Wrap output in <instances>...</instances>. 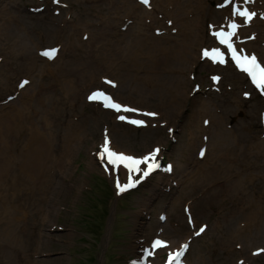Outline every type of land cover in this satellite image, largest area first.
<instances>
[{"label":"rangeland","instance_id":"rangeland-1","mask_svg":"<svg viewBox=\"0 0 264 264\" xmlns=\"http://www.w3.org/2000/svg\"><path fill=\"white\" fill-rule=\"evenodd\" d=\"M157 1L153 0L154 4ZM245 1L231 0V4H228V0H205L199 6L211 10L219 17L220 11L228 14L232 8L242 9ZM221 3L225 6L220 7ZM188 5L190 15L193 16V7L198 6L192 3ZM110 6V0H59V3L54 0L0 1V33H8L7 41L0 40V59L10 57L9 55L19 59H22L20 56H30V63L35 67L28 74L21 73L17 79H13L12 71H7L13 81L9 88H6L1 83L4 79L0 78V99L16 93L10 102L14 104L20 97V91L15 90V87H21L24 79L28 81L23 86L24 89L31 88L28 94L24 95L25 98L32 96L33 88L36 89L39 84L44 87L47 85L49 94L43 97L44 108L38 109L34 123L38 126L40 122H45L47 126L44 133L47 139L53 146H65L64 153H54L57 164L48 172L46 192L36 193L41 189L39 184L36 191L34 190V195L30 197V193L23 188L14 191L7 181V192L0 196V264H133L134 261L135 264H161L168 250L163 247L153 248L152 245L155 237L159 235L157 232L167 220L165 218H168L167 224L170 226L162 229L164 237L175 238L179 231L182 232L181 238L189 239V254L185 259L187 264H264V252H261L264 249V138L260 139V113L264 111V102L255 96V93L249 92L245 80L242 87L247 95L239 100L246 102L242 108L246 116L242 111L244 116L239 114L237 121L250 130L254 137L251 140L253 145L251 148V143H234L233 147L238 152L231 155L228 164H223L226 167H237V170L230 174V180H240L242 185L239 191L242 195L252 194L248 197L253 199L255 204L252 218L240 219L232 214L231 204L227 203L226 211L222 212L218 208L221 200L203 194L206 190L205 176L215 162V152L209 153V158L205 159V156L199 155L198 149L202 146L200 139L209 137V133L214 131L211 130V125L214 117L218 116V109L210 106L205 117L210 124L201 126L204 130L193 128L201 119L200 115L195 114L198 108L193 105L194 102L209 99L216 104L225 101L232 106L234 103V97L229 96V91L223 86V78L220 86L212 79L216 74L219 75L222 69L203 66V55L200 63L192 60L185 72L187 95L175 108L161 111V117L145 121L147 126L137 127L123 122L111 109L109 111L100 107L101 110L97 112L96 108L86 101L87 94L92 90L104 89L109 93L113 90L114 97H119L118 102L140 108L137 102L142 99L138 97L137 83L129 84L114 76L113 71L121 69L120 73L126 72L123 68L115 66L118 62L113 52L118 46L126 47L132 36L124 37L128 34L129 25L126 30L123 28L124 24H127V18L121 17L116 26L112 23L115 28L112 34L101 35L102 29L109 28L116 18V15L111 13ZM255 10L259 16L264 12V0L256 1ZM133 12L138 14L136 8ZM188 17L189 14L180 13L177 20L182 24ZM14 20L17 22H13ZM233 20L240 24L237 36L233 39L235 46H242L249 51L250 44H254L251 34H260L262 31L255 29L254 25L249 27L242 24L240 17ZM17 23L34 30L36 40L29 51L25 47L11 48L15 42H21L18 32L11 29ZM205 23L206 21L203 36L209 38L210 42L196 45V51L200 46H211L208 51L218 49L213 32L222 25L209 28ZM86 25H90V28L83 29ZM43 27H47L48 31L44 32ZM74 30H77L76 34H73ZM51 32L52 37L55 34L54 38L49 36ZM42 34L44 38H41ZM151 34L152 31L149 30L145 37ZM99 36L103 37L99 43L90 41L92 37ZM84 37L87 39L83 41ZM5 43L10 46H5ZM101 46L105 53L96 65V52ZM49 47L58 49L55 61H46L45 56L38 51ZM71 48L72 52L68 53L67 49ZM257 54L261 58L264 57L263 46H258ZM225 61L229 65L230 54H225ZM45 64L49 68L46 70L54 73L46 83L43 82V69H40ZM71 65H76L77 69ZM69 66L70 69H66ZM223 66L224 64H220L219 68ZM61 70H72L73 73L60 80L55 72ZM179 72L168 70L164 71L162 76L171 80ZM218 87H221L219 93L214 89ZM146 96L149 98V95ZM128 98L130 103L126 102ZM25 104L29 106L28 103ZM145 104L146 107L148 104L155 107L158 102L149 98V102ZM234 105L238 108L240 104ZM14 106V109L0 110V116L16 111L19 113L23 104ZM41 107L42 105L39 108ZM148 112L157 111L156 108H148ZM23 113L30 115L32 108ZM95 115L100 118L97 125L92 121ZM127 118L137 119L131 114ZM20 124V127L25 125L24 122ZM106 126L112 127L113 133L107 132L109 129ZM238 130V127L234 128V131ZM190 135L196 139L195 144L190 142ZM103 136L111 137L118 150L139 157L151 153L154 146H161L166 159L162 174L149 179L134 192H120L116 188L115 172L106 168V165L96 158ZM207 150L209 151L208 147ZM220 154L224 155V152L221 151ZM235 156L238 157L237 160L233 158ZM168 165L172 166L171 171L165 170ZM106 169L109 170L108 174ZM223 170H216L219 174L217 182L222 181ZM240 172L242 174L239 177ZM138 176L136 174L133 177ZM118 178L121 184L127 181L121 174ZM157 181L162 183L159 189H155ZM109 186L118 198L109 197ZM207 187L211 186L207 184ZM5 197L8 204L5 203L3 207ZM148 198L150 201L145 202ZM11 202L16 204L17 208L25 209L26 214L20 213L17 218L9 219L12 213ZM29 202L34 206H30ZM246 202L244 200L238 208L240 213L248 207ZM145 203H149V206L141 207ZM182 207L189 208V211L182 213ZM146 208L150 210H145ZM189 218L195 222L194 230H190L187 223ZM6 222H11V225L17 228H13V232L9 233L6 230ZM148 226H151L152 230H148ZM202 227L205 230L196 235ZM146 248L151 251L155 249V252H149L151 255L145 259Z\"/></svg>","mask_w":264,"mask_h":264},{"label":"bare ground","instance_id":"bare-ground-1","mask_svg":"<svg viewBox=\"0 0 264 264\" xmlns=\"http://www.w3.org/2000/svg\"><path fill=\"white\" fill-rule=\"evenodd\" d=\"M110 1V11L112 14L116 15V18L110 23L109 28H106V30L102 29L101 35L106 33L112 34L113 30L115 29L112 27V23L116 26L121 17L124 19L127 18V20L130 22V25L127 27L128 34H123L125 35L124 37H129L132 35L126 44V47L123 48L118 46L114 49V58L118 62L115 63V66L123 68V70L126 71L125 74H122L120 73L121 69H113L114 76H118L120 79L129 82V84L131 82L137 83V92L139 94L138 97H141L142 99H139L140 101H138L137 104L144 110L140 108L136 109L139 110V112H147L148 108H156L157 115L155 117H144L145 119L154 118V120H156L157 118L161 117V111L175 108L178 102L187 95V78L185 76V72H187V68L190 67L192 60H195L196 63H200L201 52L208 50V48L211 47L210 46L207 49L204 47V49H202L203 47L200 46L198 51L195 50L196 45H202L205 41L210 42L209 38L203 36L204 21H206L205 25L207 27H213L220 23L225 24L228 19H231V15L225 14L224 11H220V16L217 17L214 12H211V10L199 6L202 4V1L205 0H184L183 2L181 0H158L155 4L153 0H151V2L149 0V5L147 6L141 4L140 0ZM135 1H138V4H135ZM188 3L198 6V8L193 7L195 10L193 16L190 15V6ZM246 4L249 3L247 2ZM135 8L136 13L138 14L133 12V9ZM180 13H183L184 15L189 14V17L186 18L182 24H180L177 20V15ZM261 17H264V14ZM261 17L259 18L258 16H255L249 23L251 24L250 27L254 25L255 29L262 31L260 34L254 35V39H256V37L258 39L254 41L255 45L250 44L251 48L249 51L251 52V55L257 54L258 46H262L261 42L264 45V18ZM13 22L17 21L14 20ZM82 28L89 29L90 25L83 26ZM11 29H14L18 32V39L21 40V42H15L11 48L17 49L25 47L28 49L27 51H29L36 40L34 30L24 25H19V23L14 24ZM43 29L44 32L48 31L47 27H43ZM149 30L152 31V34L149 37H145ZM226 31H229V29L227 28ZM76 33L77 30H74L73 34ZM52 34L53 33L51 32L49 36L52 37ZM54 36L55 34L52 38H54ZM7 37L8 33L6 31L0 33L1 41H7ZM41 38H44V36ZM69 39H71V36ZM102 40L103 37L101 36L98 38L92 37L90 39L92 43H99V41ZM5 46L9 47L10 45L5 43ZM72 49L73 48L67 49V52L71 53ZM104 53V48L101 46L96 52V65H98L101 59L100 57L104 55ZM9 56L10 57H3L0 59V78L4 79V81L1 83L6 88H9L13 79H17L21 73L28 74L32 71V69L35 68L32 67V64L30 63V56H26L24 58L20 56L22 59H19L14 55ZM59 57L60 56H58V58ZM18 59L20 60L19 62ZM259 61L262 64L264 63L263 58L259 59ZM202 65H207L210 68H214L216 70L222 69L223 71L219 72V77L222 76L224 80L223 86L225 87L226 91H229V96L234 97V103L232 106L230 105L231 107L226 104L225 101H221L220 104H216L214 101L209 99L205 101H196L193 103V105L198 108L195 114L201 116L200 121H198L197 124L193 126V128L195 129L198 127L200 131L204 130L201 128V126L206 115L209 113L210 106H214L216 109H218V116L214 117V121L211 125V130L213 129L214 131L209 133L210 136L208 138L200 139V143L202 145H206L209 148V151L205 153V159L209 158V153L215 152V162L205 176L206 190L203 194L209 198L221 200V203L218 204V208L222 212L226 211V205L229 203L232 205V214H234L237 218H252L255 204L253 199L250 200L248 198L252 194L247 196L242 195L239 191V187L242 185L240 180L237 182H232L230 180V174L233 172V170H237V167L234 165H230L228 167L223 165L228 164L230 162V157H232L231 155L238 152V150L233 147L234 143H251V148L253 145L251 141L253 140V137L250 130L247 127L239 124L237 121L239 114L244 116L242 113V108L245 107L246 102L239 99H242L244 96V89L242 85L244 84L243 76L245 75L237 71V69L235 70L232 65H224L225 67L219 68L211 66L207 61H204ZM71 66H74V69H77L76 65ZM40 69H43L45 74L43 76V82L46 83L45 81H47V79L50 78V76L54 73H50L49 70H46L49 69L46 64L40 67ZM66 69H70V66ZM168 70L180 72L176 77H174V79L170 80V78H165L162 76V73ZM7 71H12L14 73L13 79ZM55 73L61 80L65 77H69V75L73 72L72 70H61L56 71ZM141 73L142 75H140ZM221 81L222 79L220 78L219 86ZM118 88L119 87L117 86L116 89L118 90ZM30 89L31 88L26 90L22 89L19 92V99H17L14 104H11L10 101L13 99V97H15L16 93L13 95L8 94L3 99H0V110H4L5 108L14 109L16 107L14 105L20 103L23 104L19 113L16 111L15 113H10L6 116L4 114L0 116V196H3L7 192V190H5L7 181L10 182L14 191H17L19 188H23L24 191L30 193V197L34 195V190L36 191V186L39 184L41 185V189L39 188L36 193L46 192L45 183L48 185V172H50L51 168L57 164V157L54 155V153H64L65 151L64 145L59 144L53 146L51 141L47 139L44 133L47 126L45 122H40L38 126H35L34 123L38 109L44 108L43 97H47L49 94V87H47V85L44 87L42 84H39L36 89L33 88V95L25 98L24 95H27ZM220 89L221 87L216 88V92L219 93ZM15 90H17V86L15 87ZM110 91L113 94L115 93L113 90ZM145 94L149 95L150 99H155L158 102L157 106L152 107L148 104V107H146L145 103L147 101L149 102V98ZM116 99H119V97L116 96ZM126 102L130 103L131 100L128 98ZM25 103H28L29 106H27ZM236 103L240 104L238 108H236L234 105ZM41 105L42 107L39 108ZM31 108L32 113L30 115L23 113V111H29ZM96 109L97 112L101 110L99 106H96ZM117 114L126 116L127 113ZM97 115H95V117L92 119L95 125H97L98 121L100 120L99 116ZM249 115L250 112H248L247 117H249ZM228 116L231 119L228 118ZM234 119L235 121H233ZM20 122H24L25 125L20 127ZM106 127L109 129L110 133H113L112 127ZM236 127L239 128L238 131H234V128ZM190 138V142L195 144L196 139L191 137V135ZM158 147L161 148L160 146ZM111 149H114L117 152H122L116 148L113 141L111 142ZM221 151L224 152V155L220 154ZM161 155L162 151L159 156ZM233 158L237 160L238 157L235 156ZM182 162H184V160ZM219 169H224V176L221 178V182H217L219 180V174L216 173V170ZM108 171L109 170H106V173H108ZM113 171L115 172L116 178L117 176L119 177V175H117L119 173L122 175V178H127V172L125 169L121 168L119 170ZM135 174L136 173H133L132 175ZM241 174L242 172H240L239 177ZM154 175L158 176L159 174ZM161 184L162 183L160 181H157L155 183V189H159ZM207 184L211 187H207ZM139 187L140 185L137 187V189ZM20 190L21 189H19V191ZM6 198L7 197L4 198L6 202H4L2 205L3 207H5L4 205L7 203ZM149 199L150 198H148L145 202L150 201ZM244 200L245 202L247 200L248 203H246L248 204V207L242 213H240L238 208L241 206ZM26 202L27 198H25V203ZM11 204L12 213L10 214L9 219L17 218L20 213L26 214L25 209L17 208V206H15L16 204L14 205L13 202H11ZM29 204L30 206H34V204L31 202H29ZM148 206L149 203H145L141 207ZM150 209L146 208L145 210ZM181 211L182 213H187L189 208L183 209L182 207ZM168 221L169 220L167 218L164 225L161 226V236L164 235V230L162 229L166 227L168 228L170 226L167 224ZM193 223L195 225L194 221ZM13 228L16 229L17 227L11 225V222H9L6 230L11 233L13 232ZM147 228L148 230H152L151 226H148ZM181 233L182 232L178 231V234L175 237L176 239L157 236L155 241L159 239L167 244L168 239L171 242L172 247L176 248L173 251L175 252L179 249L181 242L187 240L188 238H181ZM188 254L189 252H186L183 258H187Z\"/></svg>","mask_w":264,"mask_h":264},{"label":"snow or ice","instance_id":"snow-or-ice-1","mask_svg":"<svg viewBox=\"0 0 264 264\" xmlns=\"http://www.w3.org/2000/svg\"><path fill=\"white\" fill-rule=\"evenodd\" d=\"M54 2L59 3V0H54ZM246 2H251V0H246ZM140 3L147 6L149 5V0H140ZM228 4H231V0H228ZM224 6V3L220 4V7ZM231 14L232 16L240 17L242 24H249L252 19L257 15L254 11H249L247 8L241 10L239 7L232 8ZM227 27L228 29H230L229 31L221 29L213 32V35L218 39L219 44L223 45L230 52L231 59L235 62L236 67L239 68L240 71L246 73L247 76L251 78L252 84H254L257 89H261L262 91H264V66H262V63L258 61L255 55L249 56L238 54V50L233 42V38L237 36V31L240 27V24L233 20L228 23ZM57 52L58 49H51L42 52L41 55L47 57L48 59H54L55 54ZM203 56L205 58L211 59L214 63H226L224 59V53H222L219 49H213L211 52H209L208 50H204ZM212 79L215 82H219L220 77L213 76ZM106 82L110 84L112 83L111 81ZM27 83L28 81L25 80L21 84V87H23ZM112 86L115 87L114 84H112ZM89 100L92 102L102 103L106 109H111L117 113H136L140 117H155L157 115L156 113L139 112V110L137 109L123 106L122 104L115 102L110 95H107L102 91L93 92L89 96ZM118 119L128 124L135 125L137 127L147 126L145 120L143 119H130L127 118L125 115H119ZM160 151V148H156L151 153L143 156L142 158H134L122 152L112 150L110 148V140L106 137L102 146V150L98 153V156L101 159L106 157L107 164L110 165L113 170H119L121 168L127 170L126 183L121 184L118 176L116 179V188L120 192H123L128 190L129 188L135 187L136 184L140 182V180L144 179L145 177H148L153 171L160 168V164L158 163V155ZM165 170L171 171L172 166L168 165ZM133 173H139V178H134L132 175ZM204 230L205 229L203 227L200 228L199 232H197L196 235H200ZM152 247H167V244L157 239L153 243ZM187 248L188 244L185 243L180 251H177L174 254L169 253L170 264H180V258L183 255L184 250H187ZM261 252H264V249H262ZM150 254L151 253H146V255ZM133 264H135V261L133 262ZM241 264H243V262H241Z\"/></svg>","mask_w":264,"mask_h":264},{"label":"trees","instance_id":"trees-1","mask_svg":"<svg viewBox=\"0 0 264 264\" xmlns=\"http://www.w3.org/2000/svg\"><path fill=\"white\" fill-rule=\"evenodd\" d=\"M107 190H109V188L107 187ZM112 194H111V191H109V197L110 198H112V196H111Z\"/></svg>","mask_w":264,"mask_h":264}]
</instances>
